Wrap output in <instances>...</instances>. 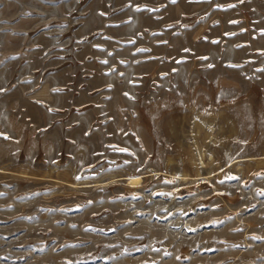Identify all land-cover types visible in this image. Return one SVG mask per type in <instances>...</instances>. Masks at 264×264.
Masks as SVG:
<instances>
[{
  "label": "rangeland",
  "instance_id": "1",
  "mask_svg": "<svg viewBox=\"0 0 264 264\" xmlns=\"http://www.w3.org/2000/svg\"><path fill=\"white\" fill-rule=\"evenodd\" d=\"M261 193L264 0H0V264H264Z\"/></svg>",
  "mask_w": 264,
  "mask_h": 264
},
{
  "label": "bare ground",
  "instance_id": "2",
  "mask_svg": "<svg viewBox=\"0 0 264 264\" xmlns=\"http://www.w3.org/2000/svg\"><path fill=\"white\" fill-rule=\"evenodd\" d=\"M202 124H203V123H202ZM200 129H201V126L199 125V126H198V130L200 131ZM199 131H198V132H199ZM210 139H212V134H209L206 140H210ZM194 145H196V142L194 143ZM195 147H196V149H197L198 156H199V160L201 161L202 167H205V166L207 165L206 162L204 161V158H206V156H207V157L209 156L210 161H213L214 158H213L212 155H210V154L207 155V154H206V150H204L203 148L198 147V145H196ZM206 167H207V166H206Z\"/></svg>",
  "mask_w": 264,
  "mask_h": 264
},
{
  "label": "snow or ice",
  "instance_id": "3",
  "mask_svg": "<svg viewBox=\"0 0 264 264\" xmlns=\"http://www.w3.org/2000/svg\"><path fill=\"white\" fill-rule=\"evenodd\" d=\"M119 151H126L125 149H119ZM262 195H264V193H261Z\"/></svg>",
  "mask_w": 264,
  "mask_h": 264
}]
</instances>
